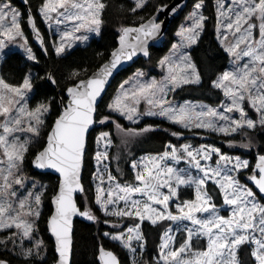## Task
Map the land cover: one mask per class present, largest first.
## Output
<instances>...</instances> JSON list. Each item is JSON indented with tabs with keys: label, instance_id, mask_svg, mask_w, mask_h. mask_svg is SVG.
<instances>
[{
	"label": "snow or ice",
	"instance_id": "obj_1",
	"mask_svg": "<svg viewBox=\"0 0 264 264\" xmlns=\"http://www.w3.org/2000/svg\"><path fill=\"white\" fill-rule=\"evenodd\" d=\"M148 2L134 0L130 11L136 13ZM216 4L218 39L232 58V67L211 81V86L225 98L217 107L191 102L177 105L169 99L178 89L202 82L199 69L186 50L199 43L205 29L208 18L203 14L204 0L194 3L186 22L175 34L179 39L158 60L165 74L160 79H147L138 69L119 85L117 94L107 104L109 115L98 117L99 103L109 80L125 62L141 55L150 57V44L161 36L164 27V21L158 17L161 11L168 10L167 5H159L147 19L140 17L142 22L138 25L121 26L118 46L92 75L81 78V71L87 69L71 74L74 82L65 89L67 100L60 97L62 107L51 125L47 120L55 98H45L30 106L29 101L35 95L31 72L19 84L0 77V233L3 234L0 248L4 253L0 255V264H12L9 253L20 257L22 264H35L37 258L43 259V241L29 245L35 238L47 187L29 180L25 161L46 128H50L46 141L34 153L32 164L40 170L53 169L60 176L52 196L54 213L48 220L58 264H70L73 218L80 216L100 222L91 207L81 210L76 200L77 193L87 200L81 172L90 129L112 121L124 145L129 138L156 130L153 125L125 128L112 119L111 113L134 124L145 116L161 117L183 129L220 133L232 137L227 141L229 147L250 149L254 135H264V0H216ZM106 7L104 0H42L38 14L49 29L59 32V40L51 42L55 55L63 56L77 41H88L89 34L99 35ZM171 11L174 13L175 9ZM23 16L11 0H0V54L16 45L29 61L39 63L22 28ZM27 23L47 54L48 47L44 46V37L30 9ZM257 28L259 39L254 36ZM41 79L57 84L52 73ZM142 103L146 106L143 111ZM236 134L247 138V142L238 144ZM171 135L181 137L183 133L173 131ZM97 143H103L104 151H97L94 157L97 162L94 179L98 181L94 202L104 214L102 222L118 230L103 235L131 252L133 264H244L240 253L245 245L251 249L254 264H264V154H259L250 168L248 159L222 152L214 145L169 143L161 153L133 160L134 182L121 183L107 164L103 171L100 169L101 162L108 161L112 134L101 131ZM116 159L119 160V155ZM181 162L187 167H178ZM245 170H250L247 180L257 191L241 182ZM210 184L214 188L210 189ZM181 188L193 189L194 198L182 199ZM217 196L222 200L220 205L216 203ZM222 209L229 214H221ZM124 218L136 222L124 229L120 224ZM145 221L152 226L170 222L162 234L154 262L135 259L138 248L142 255L147 244L142 227ZM172 225H176L175 229ZM179 231L184 238L177 245L175 233ZM200 240L206 242L202 248L195 243ZM98 260L101 264H121L116 253L103 245L99 246Z\"/></svg>",
	"mask_w": 264,
	"mask_h": 264
},
{
	"label": "trees",
	"instance_id": "obj_2",
	"mask_svg": "<svg viewBox=\"0 0 264 264\" xmlns=\"http://www.w3.org/2000/svg\"><path fill=\"white\" fill-rule=\"evenodd\" d=\"M170 1L171 0H149L148 4H146L143 9H139L136 13H133L130 11V9L134 7L133 0H104L107 5L103 17L105 23L99 36L92 38L88 44L78 45L63 56L57 57L51 46L46 24L38 14V8L41 6L42 0H27V3H25V0H11L14 5L20 7L24 12L25 19L23 20L22 28L29 34V40L36 51L39 63L29 61L22 52H10L2 61L0 67L1 76L8 83L19 84L27 75L29 69L33 68L35 71V75L33 76L35 95L30 101L31 104L34 105L45 98H55L53 112L47 120V124L51 125L62 105L60 97H64V100L66 101L65 89L74 82L71 78V74L77 70L87 69V72L81 71V78H86L91 75L109 59L111 51L117 47L119 29L121 26L138 25L142 22L140 17L147 19L155 12L159 5H165ZM195 2H197V0H191L189 8L179 19L174 21L167 32L165 46L162 48H152L151 57L149 59L139 60L136 64L124 70L118 76L106 94L104 100L99 105L98 117L109 114L107 102L112 98L114 90L119 83L122 80L127 79L135 69L148 71L147 73L154 72L153 67L158 65V60L162 58L171 47L180 21L186 12L193 7ZM204 5L203 12L208 18L205 29L200 36L199 43L193 45L190 49L191 57L199 69L202 82L199 85H188L183 89H178L174 93V98L177 100H199L217 106L223 101L224 97L219 90H216L211 86V81L222 71H225L229 63V55L223 50L217 39L216 0H204ZM29 9L31 10L32 15L35 16L36 25L45 36L46 42L44 46L48 47L47 54L44 53L41 45L33 39L30 33L29 24L27 23ZM48 73H52L55 76L57 84L54 85L46 79H41L46 77ZM118 118L119 122L125 128H141L148 124L155 126L156 130L148 132L140 137L129 138L126 145L121 143V135L118 133L113 122L105 126L97 125L91 132L83 174V183L87 193V200H85L84 196L81 194L78 196L77 201L82 210H84L85 207H91L93 212L99 217L100 222L96 223L92 221L76 220L72 264H99L97 256L100 245L114 251L120 258L121 264H131L126 249L118 242L112 241L103 235L104 232L112 231V229L102 222L105 219L104 214L99 211L98 206L95 205L94 202L95 191L92 184V177L95 171V163L93 153L95 151L97 135L101 131L111 132L113 137V145L109 154L111 168L118 179L123 182H134L135 173L131 168V162L133 160H136L145 154L161 153L169 143L176 145H180L181 143V140L178 137L171 135V132H178L181 131V129L178 130L176 125L165 120L146 117L140 123L132 125L123 117L118 116ZM49 130L50 128H46L42 131L39 143H34L32 149H30L29 156L25 161V163L32 168L33 173L31 175L47 187L43 197V209L37 225L38 236L43 241V259L41 260L37 258L35 264H54L57 260L55 243L49 234L47 220L52 213L51 198L58 187L59 179L51 173H41L32 167L34 153L45 143ZM212 137L213 138L208 140L223 147L224 151L250 157V168L255 162L256 153L264 152V135L260 133H256L252 138V147L250 149L239 146L229 147L222 141L223 139L229 140L232 137H225L224 135H217L216 133H213ZM235 139L238 144L241 141L247 142V138L242 137L239 134L235 136ZM117 155H119V160L116 159ZM249 171L250 170H245L240 176L243 181L248 182L247 175L249 174ZM209 188L212 189L214 186L210 184ZM180 195L182 199L194 198V190L190 188H181ZM216 203L217 205L222 203L219 196L216 197ZM224 213L225 215L228 214L226 211ZM124 220V229L130 224H134L131 219L125 218ZM169 223L170 222L165 221L162 224L152 226L148 221L144 222L142 227L147 244L143 252V261H155V256H157L159 246L162 242V234ZM2 235L3 234L0 233V236ZM183 238L184 233L179 231L176 237L177 245L182 242ZM195 243L197 247L202 248L205 246L206 242L200 240ZM30 245H33V241ZM250 250L251 249L248 245L242 246L240 255L244 264H254V260L250 256ZM2 254H4L3 249L0 248V255ZM144 257L147 259H144ZM9 259L12 260V264H22V259L12 253H9Z\"/></svg>",
	"mask_w": 264,
	"mask_h": 264
},
{
	"label": "rangeland",
	"instance_id": "obj_3",
	"mask_svg": "<svg viewBox=\"0 0 264 264\" xmlns=\"http://www.w3.org/2000/svg\"><path fill=\"white\" fill-rule=\"evenodd\" d=\"M134 1V0H133ZM12 3V2H11ZM12 5L15 7V8H17L18 10H20L23 14H24V12H23V10L20 8V7H18V6H16V5H14L13 3H12ZM216 7H217V4H216ZM225 7H227V3H226V5H225ZM192 8L193 7H191L187 12H186V14L184 15V17L182 18V20L180 21V23H179V25H178V29H177V31L179 30V27H180V25L181 24H184L185 22H186V17H187V15L191 12V10H192ZM203 14H204V12H203ZM205 15V14H204ZM206 16V15H205ZM25 18H24V16H23V18H22V20H21V23H22V25H23V20H24ZM216 22H217V17H216ZM45 23V22H44ZM258 23V22H257ZM46 24V23H45ZM37 26V25H36ZM46 27H47V30H48V32H49V40H50V42H52L53 40H59V32L58 31H53L52 29H49V27H48V25L46 24ZM37 28L39 29V27L37 26ZM55 28V25H53V29ZM29 29H30V33H31V35H32V37H33V39L39 44V42L36 40V37H35V33L33 32V30L31 29V27L29 26ZM39 31H40V33L43 35V37H44V40H45V36H44V34L42 33V31L39 29ZM24 33H25V35L28 37V41H29V44H30V46L33 48V46H32V44H31V42H30V40H29V34L26 32V31H24ZM217 33V32H216ZM176 34V33H175ZM97 36H99V35H95V34H89V39H88V41H77V42H75V44H74V46L69 50V51H71L73 48H75L76 46H78V45H86V44H88L89 42H90V40L92 39V38H94V37H97ZM254 36L256 37V39H259V35H258V28L257 29H255L254 30ZM179 38L175 35V38H174V40H173V42H172V44L173 43H176L177 42V40H178ZM217 39H218V35H217ZM232 39V37L231 36H229V40H231ZM219 40V39H218ZM46 42V41H45ZM220 42V41H219ZM192 48V47H191ZM191 48H189V49H187L186 51H188L189 53H190V49ZM170 49H171V47L169 48V50L165 53V55H167L168 54V52L170 51ZM13 51H19V52H22L24 55H25V53H24V51H23V49H21V48H19L18 46H16V45H10L9 46V48H7V49H5V51H4V54H0V67H1V64H2V61L4 60V58L6 57V55L7 54H9L10 52H13ZM33 51L36 53V51H35V49L33 48ZM69 51H67V52H69ZM66 52V53H67ZM26 56V55H25ZM191 59H192V57H191ZM192 61H193V59H192ZM33 62V61H32ZM232 67V58L229 56V63H228V66H227V68L225 69V70H228V69H230ZM138 69H135V71L134 72H132L131 73V75L129 76V77H131L132 75H133V73H135L136 71H137ZM139 70H141V71H143L144 73H145V78H147V79H150V78H157V79H160L165 73L159 68V66L157 65L156 67H153V71L154 72H149V73H147L148 71H145V70H142V69H139ZM29 72H31L32 74H33V76L35 75V71H34V69L33 68H30L29 69V71H28V73ZM27 73V74H28ZM0 77H2L1 76V73H0ZM128 77V78H129ZM127 78V79H128ZM124 80H126V79H124ZM124 80H122L120 83H119V85L124 81ZM119 85L116 87V89L114 90V93H113V96H112V98L117 94V91H118V89H119ZM34 91H35V88H34ZM111 98V99H112ZM111 99L107 102V104L108 103H110L111 102ZM169 99L170 100H172L175 104H177V105H181V104H184L185 102H191V103H193V104H204V105H210V106H213V107H217V106H215V105H212V104H210V103H207V102H204V101H199V100H191V99H186V100H177V99H175L174 98V93L173 94H171L170 96H169ZM225 100V98L223 99V101ZM222 101V102H223ZM221 102V103H222ZM29 103H30V106H32V107H34L35 106V104L33 105V104H31V101H29ZM146 106L142 103L141 105H140V108H141V111H143L144 110V108H145ZM250 115H254L253 113H249ZM109 115V114H108ZM116 115H118V114H116V113H111V116H112V119L114 120V121H117V122H119V118H118V116H116ZM120 117H122V116H120ZM146 117H148V118H155V119H158V120H165V121H167V122H169L168 120H166V119H164V118H161V117H149V116H145L144 118H146ZM124 118V117H123ZM143 118V119H144ZM125 119V118H124ZM142 119V120H143ZM128 123H130V124H132V125H135L133 122H131V121H128L127 119H125ZM142 120H140L139 121V123L142 121ZM110 123H112V121H109L107 124H105V125H108V124H110ZM120 123V122H119ZM171 123V122H170ZM121 124V123H120ZM173 124V123H172ZM105 125H102V126H105ZM115 125V124H114ZM122 125V124H121ZM148 125V124H147ZM146 125V126H147ZM174 125H176V124H174ZM177 126V129L179 130V129H181V131H178V132H181V133H183V135L181 136V137H178L180 140H181V143L180 144H182V143H185V142H187V143H191L194 147H199L201 144H204V145H214V146H216V147H219V148H221V151L222 152H225V153H228V154H230V155H239V156H241L242 158H245V159H248L249 161H250V157H247V156H244V155H241V154H234V153H231V152H227V151H224V149H223V147H221V146H219V145H216V144H214L213 143V141H211V140H208V139H211V138H213L212 137V134L213 133H215V132H211V131H208V130H205V129H194V130H187V129H183L182 127H180L179 125H176ZM145 127V126H144ZM107 132H110V131H107ZM111 133V132H110ZM217 135H222V134H220V133H216ZM99 135V134H98ZM98 135H97V137H98ZM236 135H238V134H236ZM235 135V136H236ZM194 137H197V138H194ZM112 139H113V137H112ZM211 141V142H210ZM224 143H226L227 145H228V143H227V141L228 140H226V139H223L222 140ZM237 141V140H236ZM173 144V143H172ZM176 145V144H175ZM177 146H179V145H177ZM111 148H112V146L108 149V152H109V154H110V150H111ZM97 151H104V146H103V143H97V138H96V142H95V151H94V153H93V159H94V163H95V171H94V174H93V177H92V184H93V188H94V191H95V185L97 184V180L96 179H94V175L96 174V172H97V162H96V160H95V153L97 152ZM148 155H155V154H145V155H142V156H140L139 158H137L136 160L138 161L141 157H145V156H148ZM216 158L215 157H213V160H215ZM104 164H107L108 165V168L111 170V172H112V174L113 175H115V173L112 171V168H111V162H110V159L108 158V161H102L101 162V165H100V169H101V171H103V167H104ZM178 167H187V165H186V163H184V162H181V164L180 165H178ZM134 171V170H133ZM33 173V171H32V168L31 167H29L26 163H25V175L29 178V180H32V179H34L36 182H37V185L39 186V185H44L43 183H41V182H39L33 175H31ZM135 173V172H134ZM193 175H197V173H195V172H193ZM116 176V175H115ZM241 179V178H240ZM121 183H124L123 181H120ZM241 182L242 183H246V184H248V186L249 187H252L247 181H243L242 179H241ZM105 187L107 186V181H106V178H105V185H104ZM253 190H254V188H253ZM255 191V190H254ZM262 202H264V201H262ZM42 209H43V205H42V208H41V212H42ZM174 210V209H173ZM225 210L224 209H222L221 210V214H223V215H225ZM227 212V211H226ZM229 214V213H228ZM227 214V215H228ZM125 219V218H124ZM124 219H122L121 221H120V224L121 225H124V222H125V220ZM131 221L132 222H136L135 220H133V219H131ZM36 224L38 225V221L36 222ZM111 229H112V231H107V232H110V233H115L116 231H118L117 229H113L112 227H111V225H108ZM131 226H133V224H130L129 226H127V227H131ZM172 227L175 229V227H176V225H172ZM126 229V228H125ZM35 238H34V240H33V244H35V242H36V240H41L40 239V237L38 236V232L36 231L35 233ZM177 234H178V232H176L175 233V239H176V237H177ZM162 243V242H161ZM133 245L134 246H136V242L134 241L133 242ZM29 246H31V245H29ZM44 248V247H43ZM144 250H145V247H144V249L142 250V253L144 252ZM126 251H127V254H128V256L130 257V260H131V264H133V254L131 253V252H129L127 249H126ZM140 249L138 248V254H137V256L135 257V259L136 260H142L143 261V254L142 255H140L139 253H140ZM43 253V252H42ZM155 258H156V256H155ZM144 259H147V258H145L144 257ZM155 260V259H154ZM144 261H146V260H144Z\"/></svg>",
	"mask_w": 264,
	"mask_h": 264
},
{
	"label": "water",
	"instance_id": "obj_4",
	"mask_svg": "<svg viewBox=\"0 0 264 264\" xmlns=\"http://www.w3.org/2000/svg\"><path fill=\"white\" fill-rule=\"evenodd\" d=\"M190 2L191 0H171L169 3L165 4L167 5V9L168 10H165V11H161L160 14H159V19L164 21V27H163V30H162V33H161V36L156 40L154 41L152 44H150V47H149V51H150V57H151V49L152 48H162L163 46H165L166 44V41H167V32L168 30L170 29V27L172 26V24L174 23L175 20L179 19L183 14L184 12L189 8L190 6ZM172 9H175V12L173 13L171 10ZM155 13V12H154ZM153 13V14H154ZM152 14V15H153ZM130 26H135V25H130ZM118 46V45H117ZM150 57H143L142 55L141 56H137V57H134L132 61H128V62H125L118 70L116 73H114L113 77L109 80V83L108 85L106 86V89H105V93L103 94V97H102V101L104 100L106 94L108 93V91L110 90V88L112 87V85L114 84V82L116 81V79L118 78V76L126 69L132 67L134 64H136L139 60L141 59H149ZM110 59V57H109ZM108 59V60H109ZM107 60V61H108ZM106 61V62H107ZM100 68V67H99ZM98 68V69H99ZM97 69V70H98ZM96 70V71H97ZM94 71V72H96ZM93 72V73H94ZM92 73V74H93ZM91 74V75H92ZM90 76V75H89ZM65 96H66V92H65ZM66 100H67V96H66ZM102 102L99 103V105L101 104ZM62 107V105H61ZM97 125H94L92 129H90L89 131V135H88V138H87V143H86V150H85V158H84V163H83V168H82V172H81V180H82V183H83V174H84V169H85V160H86V155H87V151H88V144H89V136L91 134V132L94 130V128L96 127ZM259 154H264L261 153V152H257L256 153V156H255V162L254 164L256 163V159H257V156ZM253 164V166H254ZM32 167L37 170L38 172H41V173H51L55 176L58 177V179H60V176H59V173H57L55 170L53 169H46V170H40V169H37L33 166L32 164ZM248 183L254 188L255 191L256 188L254 187V185L248 180ZM84 184V183H83ZM81 195L79 193L76 194V200L78 198V196ZM259 195V193H258ZM77 204H78V201H77ZM51 206H52V213L51 215L54 213V205L52 203V198H51ZM79 206V205H78ZM82 210V209H81ZM50 215V216H51ZM49 216V217H50ZM49 220V218H48ZM48 220H47V228H48V231H49V234L52 238V240L54 241L55 243V238L54 236L51 234L50 232V229H49V224H48ZM76 220H83V221H88L86 218H83V217H80V216H76L73 218V231H72V240H73V243H72V254H71V259H70V264H72V261H73V246H74V230H75V222ZM106 248V247H105ZM108 249V248H106ZM108 250H111V249H108ZM55 252H56V257H57V260L54 264H58V253H57V250H56V244H55ZM114 252V251H113ZM97 259H98V256H97ZM98 263L101 264V262L98 260Z\"/></svg>",
	"mask_w": 264,
	"mask_h": 264
}]
</instances>
